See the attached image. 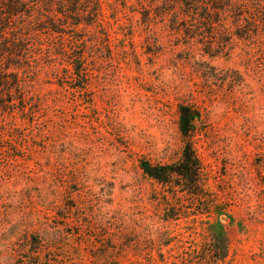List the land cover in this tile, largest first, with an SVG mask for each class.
<instances>
[{
	"label": "rangeland",
	"instance_id": "374dc122",
	"mask_svg": "<svg viewBox=\"0 0 264 264\" xmlns=\"http://www.w3.org/2000/svg\"><path fill=\"white\" fill-rule=\"evenodd\" d=\"M102 8L101 29L65 38L85 41L87 80L44 60L26 114L0 117V264H211L216 221L229 239L222 264H264V0L188 22L189 47L169 19L143 23L137 0ZM61 41L44 32L37 43L46 57ZM181 107L198 115L192 193L140 167L180 161Z\"/></svg>",
	"mask_w": 264,
	"mask_h": 264
},
{
	"label": "trees",
	"instance_id": "16d2710c",
	"mask_svg": "<svg viewBox=\"0 0 264 264\" xmlns=\"http://www.w3.org/2000/svg\"><path fill=\"white\" fill-rule=\"evenodd\" d=\"M234 2L238 4L240 0H137V6L144 10L143 23L155 18L169 19L171 32L187 38L189 47L194 45L190 40L198 31L187 23L202 21L211 25L215 18L230 14ZM103 20L102 0H0V117L26 114L36 76L45 66L44 60L49 61V68H53V60L54 64L61 60L69 69L65 80L72 83L87 80L82 69L85 56L77 54V46L85 41L76 38L69 45L65 38L71 31L101 29ZM44 32L62 37L54 54L52 51L46 57L42 54L43 47L37 43ZM213 46L212 43L204 46L203 52L210 58L215 57ZM87 86L86 83L78 85L74 93H84ZM179 112V130L184 141L180 161L172 166L142 162L140 167L144 175L160 187L167 188L174 181L179 189L187 188L191 192L199 189L202 182L201 164L190 143L198 115L188 107H181ZM2 127L0 123V130ZM208 232L205 254L211 264H222L229 251L226 228L216 221L209 225Z\"/></svg>",
	"mask_w": 264,
	"mask_h": 264
}]
</instances>
